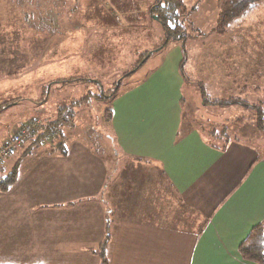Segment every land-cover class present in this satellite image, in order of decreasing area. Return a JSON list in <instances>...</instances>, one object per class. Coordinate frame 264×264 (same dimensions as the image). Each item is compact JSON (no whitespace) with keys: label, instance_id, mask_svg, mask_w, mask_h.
<instances>
[{"label":"crops","instance_id":"crops-1","mask_svg":"<svg viewBox=\"0 0 264 264\" xmlns=\"http://www.w3.org/2000/svg\"><path fill=\"white\" fill-rule=\"evenodd\" d=\"M14 27L3 42L17 37V46L0 44V69L12 73L0 78V103L12 101L0 115H20L15 125L33 122L38 134L54 129L55 139H29L0 162L16 172L0 191V264H102L104 242L107 264H257L238 248L264 225V150L219 143L183 118L177 46L162 48L146 78L106 102L109 136L101 138L104 124L87 122L92 100L78 102L84 92L72 89L80 48L58 58L66 61L50 76L49 63L21 52L26 36Z\"/></svg>","mask_w":264,"mask_h":264},{"label":"rangeland","instance_id":"rangeland-1","mask_svg":"<svg viewBox=\"0 0 264 264\" xmlns=\"http://www.w3.org/2000/svg\"><path fill=\"white\" fill-rule=\"evenodd\" d=\"M154 1L0 0V44L7 46L12 41L17 46V37L3 40L9 36L8 30L12 31L10 25L22 28L26 42L21 43V47H25L21 52L27 51L41 63H49L54 69L53 74L48 71L50 76L60 70L58 63L66 61L58 58L78 47L80 58L76 60L79 63L76 70L79 77L75 78L79 82L72 86L73 93L86 94L89 88L92 93L100 90L109 96V91L118 83L122 90L142 81L162 60V48H158L163 33L155 16L149 13ZM183 2L187 11L180 19L184 37L172 39L163 47L177 46L180 51L183 118L204 129L206 134L214 131L216 137L212 135V138L219 139V143L236 138L264 150V130L259 129L260 117H263L264 128V3L218 31L215 30L217 0ZM0 56L5 58L4 54ZM146 58L139 66V60L142 62ZM3 71L0 69V78L6 79L8 76ZM23 77L21 75L22 80ZM68 78L71 76L63 79ZM7 84L5 82V86ZM26 88L23 85V92ZM51 90L55 95L56 88ZM91 100L93 104L85 112L94 117L87 122L97 127L104 124L103 129L98 128L102 135L104 133L100 137L109 136L110 107L106 102L110 105L111 99L104 98L101 103L90 99L89 95L82 104ZM67 117L70 119V113L66 111L63 122ZM17 118L20 115L16 117L6 111L0 115V148L7 142V134L17 128ZM78 118L82 119L81 115ZM40 143L45 144V140ZM0 173L5 174L6 169Z\"/></svg>","mask_w":264,"mask_h":264},{"label":"trees","instance_id":"trees-1","mask_svg":"<svg viewBox=\"0 0 264 264\" xmlns=\"http://www.w3.org/2000/svg\"><path fill=\"white\" fill-rule=\"evenodd\" d=\"M260 3H264V0H217L218 13H217L215 30L222 31L232 21H235L237 19H240L248 15L251 12V10L254 9ZM185 11L186 10L183 0H155L153 4L150 6L149 13L152 16H155L163 33V40L160 45L161 47H159L158 49L165 47L167 43L172 39L181 40L184 37V27L181 24L180 19L182 17V14H185ZM138 63L142 65L143 61L141 62V60H139ZM11 74L9 73L7 75H11ZM72 79L75 80L74 77H71L70 79L68 78L69 81H72ZM65 80L66 79L58 78L54 81V83L64 82ZM119 87L120 84L118 83L116 88L109 91L110 92L109 96H106L105 92L100 90H98L99 92L96 91L94 93L88 91L86 92V94L82 96V98L78 100V102L86 101L87 96L89 95H90V99L94 98L96 101H100L108 97L112 99L118 95L120 91ZM11 102L12 101L10 100L7 101V103L6 101L0 103V111L4 110V108L7 107ZM108 112L110 113L111 110ZM262 123H263V117H260L259 129L264 130ZM46 130L49 132L38 134L35 131L34 134H27L25 140L22 141L19 146L15 147L14 150L8 155H6L0 162H3V160H5L9 155L20 149L22 145L29 139L32 140L33 142H40L42 139H44L45 142L47 143H51L52 141H54L55 138L54 136H52L54 135L53 133L54 129L49 130L48 128ZM11 134L5 144L11 141ZM0 178H2L0 179V187H1L0 191H5L14 183L16 179V172L14 171V168L12 169V171L5 173L3 176H0ZM106 244L107 242H104L101 245L99 251H97V253H99L103 258L102 264H107V259L105 258L104 255ZM238 250L243 259L255 262L257 264H264V226L262 224L255 225L250 230L247 237L241 242Z\"/></svg>","mask_w":264,"mask_h":264},{"label":"built area","instance_id":"built-area-1","mask_svg":"<svg viewBox=\"0 0 264 264\" xmlns=\"http://www.w3.org/2000/svg\"><path fill=\"white\" fill-rule=\"evenodd\" d=\"M35 127L36 125L33 122H26L17 127L11 134V141L0 148V161L11 153L15 147L19 146L25 140L27 134H34Z\"/></svg>","mask_w":264,"mask_h":264}]
</instances>
